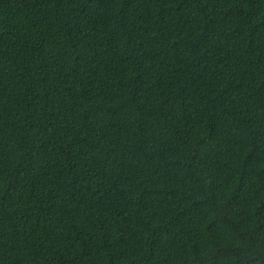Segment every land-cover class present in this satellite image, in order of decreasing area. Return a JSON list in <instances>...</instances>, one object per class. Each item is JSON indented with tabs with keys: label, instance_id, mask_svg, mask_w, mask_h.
I'll return each instance as SVG.
<instances>
[{
	"label": "trees",
	"instance_id": "1",
	"mask_svg": "<svg viewBox=\"0 0 264 264\" xmlns=\"http://www.w3.org/2000/svg\"><path fill=\"white\" fill-rule=\"evenodd\" d=\"M0 264H264V0H0Z\"/></svg>",
	"mask_w": 264,
	"mask_h": 264
}]
</instances>
